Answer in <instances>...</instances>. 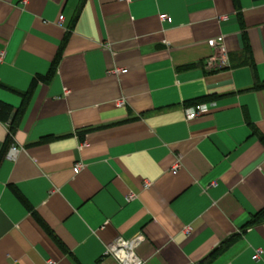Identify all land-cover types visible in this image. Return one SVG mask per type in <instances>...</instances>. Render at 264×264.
Wrapping results in <instances>:
<instances>
[{"label": "crops", "instance_id": "0c3cea01", "mask_svg": "<svg viewBox=\"0 0 264 264\" xmlns=\"http://www.w3.org/2000/svg\"><path fill=\"white\" fill-rule=\"evenodd\" d=\"M118 238L264 264V0H0V264H119Z\"/></svg>", "mask_w": 264, "mask_h": 264}, {"label": "built area", "instance_id": "2783aa9c", "mask_svg": "<svg viewBox=\"0 0 264 264\" xmlns=\"http://www.w3.org/2000/svg\"><path fill=\"white\" fill-rule=\"evenodd\" d=\"M161 20L171 22V18L166 17L165 15H161ZM62 22H63V15H60L58 17V23L60 26H62ZM220 42H221V38H218V39L210 40L209 44L213 47L214 46L218 47L220 56L217 58L215 64L219 67H222L227 64V55H226L225 48L220 44ZM125 71L126 69H114L113 70V72L115 73H124ZM206 111H207L206 105L196 104L187 111L186 117L188 120H191L201 115L202 113H205ZM15 155H16V149L12 148L11 151H9L8 153V157L14 158ZM80 168H81V164L76 163L73 166V173H78ZM176 168L178 167H175L173 169V172L176 171ZM148 184H149L148 182L145 183L146 186ZM138 242H139L138 238L132 239V240H125L122 238H118L107 248L106 254L116 257L119 261V264H141L142 262L141 259L134 256V253H133V249H134L133 247L136 246ZM261 254H262V250L256 249L255 253L252 256V259L253 260L259 259ZM48 264H54V261L48 260Z\"/></svg>", "mask_w": 264, "mask_h": 264}, {"label": "trees", "instance_id": "16d2710c", "mask_svg": "<svg viewBox=\"0 0 264 264\" xmlns=\"http://www.w3.org/2000/svg\"><path fill=\"white\" fill-rule=\"evenodd\" d=\"M68 35L69 33L66 32L65 33V36H64V39L60 45V48L55 56V58L53 59L52 63H51V66L48 70V72L44 75H36L32 81H31V84H30V87L27 89L26 92L23 93L22 95V99H21V104L20 106L16 109V111L13 113V116L11 118V121L9 123V134L12 135L16 129V127L18 126L19 124V121L25 111V108L29 102V99L31 97V94L34 90V88L36 87L37 83L39 82H49L53 76V74L55 73V70H56V67L58 65V62L61 58V51H62V48L64 47V45L66 44L67 40H68ZM250 51V46L248 43H245V52H249ZM192 66H195V64H187V65H184L182 68H190Z\"/></svg>", "mask_w": 264, "mask_h": 264}]
</instances>
